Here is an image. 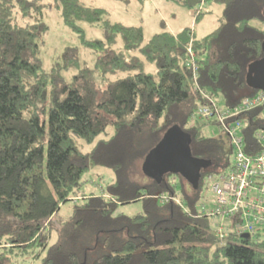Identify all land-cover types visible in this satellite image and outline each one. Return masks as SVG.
I'll return each instance as SVG.
<instances>
[{
    "label": "trees",
    "instance_id": "trees-1",
    "mask_svg": "<svg viewBox=\"0 0 264 264\" xmlns=\"http://www.w3.org/2000/svg\"><path fill=\"white\" fill-rule=\"evenodd\" d=\"M206 2L223 5L209 34L164 28L145 41L141 25L83 0H0V264H264L261 231L221 236L217 221L199 214L209 192L204 177L228 169L232 149L229 139L205 132L213 122L188 126L204 94L234 106L259 91L247 75L264 57V0ZM53 9L96 53L92 65L79 45H67L44 67ZM85 23L102 37L88 38ZM191 38L197 88L185 60ZM243 118L251 153L264 105ZM173 128L206 161L197 186L180 172H146L147 157ZM96 166L114 172L100 192L84 188ZM135 201H142L138 212L119 209Z\"/></svg>",
    "mask_w": 264,
    "mask_h": 264
},
{
    "label": "built area",
    "instance_id": "built-area-1",
    "mask_svg": "<svg viewBox=\"0 0 264 264\" xmlns=\"http://www.w3.org/2000/svg\"><path fill=\"white\" fill-rule=\"evenodd\" d=\"M205 4L206 0H200L195 15L202 11ZM192 39L185 60L193 70L197 88L199 58L192 46ZM204 95L207 100L192 111L188 126H194L198 121L216 123L228 135L233 158L228 169L204 177L210 196L200 203L199 214L215 219L221 236L227 230L237 234L264 231V129L256 132L258 147L251 153L247 151L242 131L246 124L244 114L264 105V90L259 89L234 106H221L209 94ZM161 198L162 201L170 198L179 201L173 194H162Z\"/></svg>",
    "mask_w": 264,
    "mask_h": 264
},
{
    "label": "rangeland",
    "instance_id": "rangeland-1",
    "mask_svg": "<svg viewBox=\"0 0 264 264\" xmlns=\"http://www.w3.org/2000/svg\"><path fill=\"white\" fill-rule=\"evenodd\" d=\"M84 2L105 8L111 19L119 20L129 24L141 25L144 29L145 41L154 33L164 28L171 32H178L184 27H190L195 32L197 38L212 32L219 24L222 17L223 5L216 2H206L202 9V14L198 17L195 15V5H182L170 0H83ZM46 21L50 29L47 34V43L41 53L44 67L49 68L57 56L67 45H79L80 56L83 62L92 65L96 58V53L83 45L76 33H74L62 21L60 11L53 9L47 11ZM88 38H101L103 33L99 27L84 24ZM155 65L149 64L147 70L153 71ZM73 71L66 72L67 77L72 75ZM219 105H223L222 97L214 98ZM206 133L211 136L220 137L228 144V135L216 123H210L205 129ZM111 133V132H110ZM110 135V134H109ZM109 135L103 134L100 137L108 138ZM173 138L171 130L165 137V143L171 142ZM83 146V150L87 149ZM231 155L230 159L232 160ZM150 172V171H149ZM84 188L100 192L106 189L107 184L114 178V172L106 166H96L85 175ZM173 177L171 178V182ZM210 193L208 192V196ZM142 201H135L121 204L119 209L127 214H134L141 210ZM73 202L67 201L63 205V211H69ZM260 238H264V231L260 232ZM32 264H40V261H34Z\"/></svg>",
    "mask_w": 264,
    "mask_h": 264
},
{
    "label": "water",
    "instance_id": "water-1",
    "mask_svg": "<svg viewBox=\"0 0 264 264\" xmlns=\"http://www.w3.org/2000/svg\"><path fill=\"white\" fill-rule=\"evenodd\" d=\"M198 2L200 0H191L192 5ZM247 80L251 86L264 90V57L255 60L249 65ZM171 134L173 136L171 142L165 143L164 137L147 157L144 163L146 172L151 174L165 171L180 172L188 177L194 186H197L200 178V169L205 165L206 161L192 156L189 149V139L185 134L175 128L171 129ZM183 153H185V156Z\"/></svg>",
    "mask_w": 264,
    "mask_h": 264
},
{
    "label": "clouds",
    "instance_id": "clouds-1",
    "mask_svg": "<svg viewBox=\"0 0 264 264\" xmlns=\"http://www.w3.org/2000/svg\"><path fill=\"white\" fill-rule=\"evenodd\" d=\"M206 1H207V0H206ZM198 3H199V2H198ZM198 3H196L195 6H194L193 8H196V6H197ZM193 33H194V32H193Z\"/></svg>",
    "mask_w": 264,
    "mask_h": 264
},
{
    "label": "crops",
    "instance_id": "crops-1",
    "mask_svg": "<svg viewBox=\"0 0 264 264\" xmlns=\"http://www.w3.org/2000/svg\"><path fill=\"white\" fill-rule=\"evenodd\" d=\"M179 32V31H178ZM173 33H177V32H173ZM194 34H195V32H194ZM196 35V34H195Z\"/></svg>",
    "mask_w": 264,
    "mask_h": 264
},
{
    "label": "flooded vegetation",
    "instance_id": "flooded-vegetation-1",
    "mask_svg": "<svg viewBox=\"0 0 264 264\" xmlns=\"http://www.w3.org/2000/svg\"><path fill=\"white\" fill-rule=\"evenodd\" d=\"M183 155L185 156V153H183Z\"/></svg>",
    "mask_w": 264,
    "mask_h": 264
}]
</instances>
